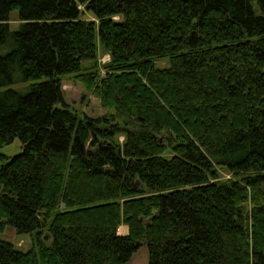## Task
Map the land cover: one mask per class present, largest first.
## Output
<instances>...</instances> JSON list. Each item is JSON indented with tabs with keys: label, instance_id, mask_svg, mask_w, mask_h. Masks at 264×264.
I'll return each instance as SVG.
<instances>
[{
	"label": "trees",
	"instance_id": "16d2710c",
	"mask_svg": "<svg viewBox=\"0 0 264 264\" xmlns=\"http://www.w3.org/2000/svg\"><path fill=\"white\" fill-rule=\"evenodd\" d=\"M71 74L114 113L77 117ZM14 137L0 230L32 238L0 239V264L140 247L147 264H264V0H0V148Z\"/></svg>",
	"mask_w": 264,
	"mask_h": 264
},
{
	"label": "rangeland",
	"instance_id": "374dc122",
	"mask_svg": "<svg viewBox=\"0 0 264 264\" xmlns=\"http://www.w3.org/2000/svg\"><path fill=\"white\" fill-rule=\"evenodd\" d=\"M81 12V18L85 20H93L94 17L91 13L84 10L83 6H79ZM17 10H12L9 13L8 17V26L10 30L14 31L19 26V20L17 16ZM109 61V55L103 51L100 47L97 52V65L102 66L104 63ZM164 64V63H163ZM156 66H160L159 63H156ZM92 67V63L86 61L82 63L81 73L88 71ZM25 86V85H23ZM23 86L12 85L11 88L24 90ZM61 88L63 92V101L66 105L72 109L77 117H98L102 115H107L109 113H114V110L111 108H106L102 105L98 97L92 94L91 91L86 90L83 83L78 81L74 75H65L61 77ZM61 106V103H58ZM120 139H122L120 137ZM22 151L21 143L17 137H14L12 141L6 145H3L0 148L1 157H12L19 154ZM220 175L223 178H228L229 174L223 170H219ZM121 226V227H120ZM118 233L120 235L127 234V226L120 225ZM125 228L124 229L122 228ZM31 236L18 234L15 230L8 226L4 225L0 230V239L6 240L13 244V246L21 251L27 250L31 245ZM128 264H147V251L144 247H140L130 258Z\"/></svg>",
	"mask_w": 264,
	"mask_h": 264
}]
</instances>
